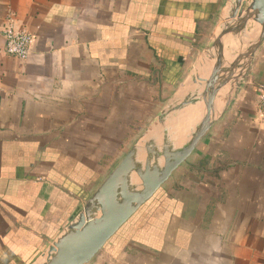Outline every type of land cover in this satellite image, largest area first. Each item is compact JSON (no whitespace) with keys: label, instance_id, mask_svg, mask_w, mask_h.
Here are the masks:
<instances>
[{"label":"crops","instance_id":"0c3cea01","mask_svg":"<svg viewBox=\"0 0 264 264\" xmlns=\"http://www.w3.org/2000/svg\"><path fill=\"white\" fill-rule=\"evenodd\" d=\"M224 3L0 0V264L40 260L161 111L193 88L213 45L193 67L194 54ZM9 13L33 35L24 60L3 50ZM260 86L264 40L226 111L87 264H264Z\"/></svg>","mask_w":264,"mask_h":264},{"label":"water","instance_id":"95a60500","mask_svg":"<svg viewBox=\"0 0 264 264\" xmlns=\"http://www.w3.org/2000/svg\"><path fill=\"white\" fill-rule=\"evenodd\" d=\"M249 21L259 25L258 33L252 37L246 36ZM263 40L264 0H230L211 44L217 45L218 49L210 73L202 77L194 75V87L161 111L86 199L46 254L32 264L89 263L171 173L187 160L226 111ZM232 41L236 47H231ZM224 48L230 60L226 59ZM206 88L211 89L206 91ZM218 95L224 98L220 108ZM197 103L203 104L200 117L179 133L178 114Z\"/></svg>","mask_w":264,"mask_h":264},{"label":"built area","instance_id":"2783aa9c","mask_svg":"<svg viewBox=\"0 0 264 264\" xmlns=\"http://www.w3.org/2000/svg\"><path fill=\"white\" fill-rule=\"evenodd\" d=\"M4 52L10 56L26 59L31 54L33 35L17 25L16 17L9 13L1 27ZM257 106L264 113V86L257 89Z\"/></svg>","mask_w":264,"mask_h":264},{"label":"bare ground","instance_id":"6f19581e","mask_svg":"<svg viewBox=\"0 0 264 264\" xmlns=\"http://www.w3.org/2000/svg\"><path fill=\"white\" fill-rule=\"evenodd\" d=\"M255 26H253L254 28L251 29V31H249L248 33L246 32V36L247 37H252L254 36L255 34L258 33V30H259V25L257 23H254ZM236 40V39H234ZM231 47H235V42L232 41L231 42ZM218 47L217 45H213L212 46V49H210V51H208L207 55H206V59L204 60V62L202 63V65L200 66V69H199V73L197 76H206L207 74L210 73L211 69H212V63H213V60H215L216 58V53H217V50ZM227 54V55H226ZM224 55H226V57H228V53L226 51V49L224 48ZM228 60H229V57H228ZM194 87V86H193ZM202 90L204 89V86H202ZM211 88H206V91H209ZM203 107V104L202 103H197V104H194V105H189L188 107L184 108L180 114H178V121L182 120V119H185L186 120V123H187V127L189 126V124L194 121L193 119V113L194 111H200V109ZM185 125H182V127L179 129V131H181L182 129H184Z\"/></svg>","mask_w":264,"mask_h":264},{"label":"rangeland","instance_id":"374dc122","mask_svg":"<svg viewBox=\"0 0 264 264\" xmlns=\"http://www.w3.org/2000/svg\"><path fill=\"white\" fill-rule=\"evenodd\" d=\"M229 2H230V0H225V3H224V7L225 6H229ZM222 6V7H223ZM223 7V8H224ZM226 7V8H227ZM228 9V8H227ZM216 27L214 26L213 27V29H212V31L208 34V39H207V48H203V49H201V50H199L198 52H196L195 54H194V57H193V67H194V63L196 62V60H197V58L200 56V54H202L204 51H206L210 46H211V44H212V41L214 40V38H215V36H217V34H218V31H219V29H220V26H221V24H222V19L220 20V18L219 17H217L216 19ZM249 23V25H248V27H246V32L248 33L249 31H251V29H253L254 27L253 26H255L254 25V23L253 24H250V22H248ZM250 26V27H249ZM236 47V46H235ZM227 55V54H226ZM226 55H225V57H226ZM226 59L228 60V57H226ZM230 60V59H229Z\"/></svg>","mask_w":264,"mask_h":264}]
</instances>
